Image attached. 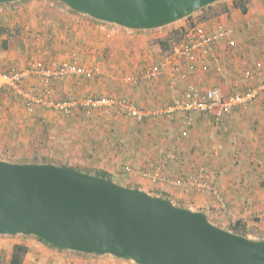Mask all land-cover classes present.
I'll list each match as a JSON object with an SVG mask.
<instances>
[{
    "label": "crops",
    "instance_id": "crops-1",
    "mask_svg": "<svg viewBox=\"0 0 264 264\" xmlns=\"http://www.w3.org/2000/svg\"><path fill=\"white\" fill-rule=\"evenodd\" d=\"M225 1L230 13L197 26L211 33L230 31L229 40L215 50V62L187 78L173 75L172 66L185 65L176 56V48L162 53L151 45L152 37L158 38L153 30L98 23L54 0L0 5V28L8 31L0 34L2 71L19 72L33 65L52 70L61 64L84 71L50 84L39 75L25 77L15 88L0 82V147L18 144L19 128L24 132L25 127L45 126L63 132L65 125L55 122V113L60 112L52 107L38 105L34 113L27 110L28 94L34 91L44 97L48 91L51 102L73 105V120L65 123L73 127V159L78 164L97 166L124 187L131 185L151 196L164 194L175 206L204 209L208 219L222 229L239 220L248 230L262 229L264 100L257 99L218 124L202 112L190 113V123L184 113L161 115L189 86L201 90L219 87L226 95L264 86V0H250L244 14L231 0ZM165 62L169 65L156 78H143L144 69ZM247 74L251 79H245ZM92 99L103 103L87 105ZM124 102L143 113L140 122L127 115ZM120 167L130 171L120 174ZM173 169L217 188L232 216L225 217L216 209L209 190L153 180L158 172L174 180ZM17 244L27 248L22 264H135L109 255L57 250L22 235H0V264H9Z\"/></svg>",
    "mask_w": 264,
    "mask_h": 264
},
{
    "label": "water",
    "instance_id": "water-1",
    "mask_svg": "<svg viewBox=\"0 0 264 264\" xmlns=\"http://www.w3.org/2000/svg\"><path fill=\"white\" fill-rule=\"evenodd\" d=\"M23 0H0V5ZM131 30L177 23L216 0H57ZM0 235L135 264H264V239L212 224L203 211L53 164L0 160Z\"/></svg>",
    "mask_w": 264,
    "mask_h": 264
},
{
    "label": "built area",
    "instance_id": "built-area-1",
    "mask_svg": "<svg viewBox=\"0 0 264 264\" xmlns=\"http://www.w3.org/2000/svg\"><path fill=\"white\" fill-rule=\"evenodd\" d=\"M230 31L220 30L217 32H209L198 26L188 30L186 39L179 46L176 47L175 54L184 61V68L176 64L172 66L173 75H180L182 78H187L189 75L196 73L199 68L207 69L213 60V54L219 44H226L229 40ZM231 44V43H230ZM169 64L167 62L146 68L142 71V76L145 80H152L156 78ZM83 74V70H74L68 65L61 64L55 69H46L45 67L33 65L22 71L9 69L2 71L0 69V82L3 85L10 87H17L22 80L29 75H39L43 78L45 84L62 81L68 74ZM247 80L251 79L250 75H246ZM262 98L264 100V86H256L245 92H237L226 95L221 88L214 87L206 90H201L194 86H189L182 97L176 98L172 103L163 111L161 115L171 116L174 113L186 114L188 123L191 122L189 114L192 112H202L213 118L215 123H219L223 117L228 116L240 108L248 107L252 102ZM103 101L88 100L87 105L102 104ZM126 108L127 115L134 118L137 122L143 119V113L130 107L125 102L122 103ZM38 105L50 106L55 111L63 115H70L73 105L71 103L51 102L50 94L47 93L44 97H40L33 91L32 94L27 95V110L33 112ZM166 161L162 164V168L166 167ZM125 172H129L130 168H125ZM170 174L175 177L174 180L161 176L159 172L152 175L153 180L158 179L165 182L173 183L177 186H186L190 188H198L202 191L209 190L212 198L215 201L216 209L224 216H232V212L227 207L226 202L223 200L220 191L210 185H206L194 175H184L177 169L171 170ZM149 178V174L143 175ZM264 216V212H263Z\"/></svg>",
    "mask_w": 264,
    "mask_h": 264
},
{
    "label": "rangeland",
    "instance_id": "rangeland-1",
    "mask_svg": "<svg viewBox=\"0 0 264 264\" xmlns=\"http://www.w3.org/2000/svg\"><path fill=\"white\" fill-rule=\"evenodd\" d=\"M198 12L193 14L194 16L193 18L199 16ZM185 20L186 19H183L177 23L162 28L153 29L152 33L158 36V38L152 37L151 45L156 48L158 46L155 44V42L158 39H162L169 36L171 30L183 26L185 27L189 26V23ZM194 21H196V19ZM55 114L58 116L55 118V122L57 123L61 122L60 124L65 125L63 126L62 133H59L56 127H52L51 129L45 126H41V127L36 126L33 129H29V127H25L26 130L24 132L22 128H19L17 134L18 136L16 137L18 144L14 143L13 145L10 144L9 146H5L4 144L3 145L1 144L3 147H0L1 148L0 160L5 161L10 157L14 159L32 161L37 154H41L44 156H49L51 157V159L61 164L72 165L74 167L76 166L91 172L100 170L97 168V166L89 167L90 165L88 164L85 165L78 164L79 160L73 159V138L70 135V131L73 129V127H70L69 124L65 123V122H69L70 120H73L72 111L70 115L67 116L62 115L60 113H55ZM44 130L47 131V134L43 133ZM56 133L57 135L54 136L53 134ZM39 137H43L42 140L41 138L39 139ZM121 167L119 170L120 174L121 172L122 173L124 172L123 169H122L123 171L121 170ZM113 182L121 186L124 185V183L118 179H113ZM145 192L149 193L148 191ZM225 217H229V216H225ZM249 231L250 233L248 238L259 239L264 237V226L262 229H260L259 227H253L252 229H249Z\"/></svg>",
    "mask_w": 264,
    "mask_h": 264
},
{
    "label": "trees",
    "instance_id": "trees-1",
    "mask_svg": "<svg viewBox=\"0 0 264 264\" xmlns=\"http://www.w3.org/2000/svg\"><path fill=\"white\" fill-rule=\"evenodd\" d=\"M28 0H23L21 2H14V3H8L6 5H16V4H19V3H24ZM56 2H58L59 4L65 6L63 3L57 1V0H54ZM250 0H231L232 2V5L234 8H240L241 9V12L244 14L247 12V9H246V5L249 3ZM66 7V6H65ZM71 12L73 13H77L71 9H69ZM231 11V7L229 6L228 4V1H225V0H216V2L210 6H207L205 8H202L199 10V16L196 17V18H193L194 16L191 15L187 18H185L188 23H189V26H187L188 29H191L193 27H196L198 24H201V23H204V22H208L214 18H217L221 13H230ZM79 14V13H77ZM89 19L95 21V22H98V23H103V24H108V23H104V22H100V21H97V20H94L92 18L89 17ZM196 19V21H194ZM198 19V20H197ZM2 33H8V31L6 29H3V28H0V34ZM186 34H187V29L185 26L183 27H179L177 29H173L170 31V34L169 36L165 37V38H162V39H158L155 44L159 47V50L162 52V53H170L172 52L177 46H179L183 41H185L186 39ZM252 88H255V87H251L250 89ZM248 89V90H250ZM44 134L47 133V131H43ZM9 163H17V164H26V163H31V164H53V165H56L58 167H63V168H67V169H73V170H77V171H80V172H83V173H86V174H89V175H93V176H97V177H100V178H103L105 180H109L111 182H113L111 176L109 173H107L106 171L104 170H96L94 172H91V171H88V170H85V169H82V168H79V167H74L72 165H67V164H61V163H58L57 161L51 159V157L49 156H44V155H41V154H37L35 156V158L32 160V161H25V160H21V159H14V158H10L5 160ZM125 187L127 188H130V189H136L138 190L137 188L131 186V185H125ZM154 197H162L164 199H168L169 198L164 195V194H160V195H152ZM201 211H205L204 209H200ZM209 221L214 224L215 222H213V220L209 217ZM216 226L222 228L221 226L217 225L215 223ZM229 232H232L236 235H240V236H244V237H248L249 236V233L250 231L248 230V228L246 227V223L243 222L242 220H239V221H234L233 223L229 224L227 227L223 228ZM34 237V236H33ZM38 240H40L41 242L45 243L43 240L37 238V237H34ZM259 239H264V237L262 238H259ZM47 244V243H45ZM48 245V244H47ZM50 246V245H48ZM51 248H54L52 246H50ZM56 249V248H54ZM59 250V249H57ZM27 253V248L22 245V244H17L13 247V251H12V254L10 256V260H9V264H22L23 263V260H24V257ZM75 254H79V255H84V256H93V257H98L97 255H89V254H83V253H78V252H73Z\"/></svg>",
    "mask_w": 264,
    "mask_h": 264
}]
</instances>
